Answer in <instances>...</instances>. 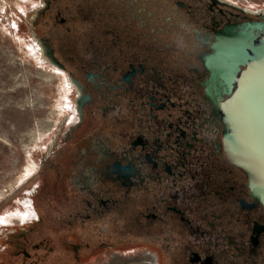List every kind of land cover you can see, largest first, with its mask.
Listing matches in <instances>:
<instances>
[{
	"label": "flooded vegetation",
	"instance_id": "obj_1",
	"mask_svg": "<svg viewBox=\"0 0 264 264\" xmlns=\"http://www.w3.org/2000/svg\"><path fill=\"white\" fill-rule=\"evenodd\" d=\"M263 12L30 0L23 27L67 81L71 119L45 141L26 218L0 228V264H264V203L226 152L231 92L215 59Z\"/></svg>",
	"mask_w": 264,
	"mask_h": 264
},
{
	"label": "rangeland",
	"instance_id": "obj_2",
	"mask_svg": "<svg viewBox=\"0 0 264 264\" xmlns=\"http://www.w3.org/2000/svg\"><path fill=\"white\" fill-rule=\"evenodd\" d=\"M231 1L264 8V0ZM29 4L0 0V228L26 218L29 181L45 141L59 137L71 119L67 81L40 57L23 27ZM140 259L122 254L107 264L154 263Z\"/></svg>",
	"mask_w": 264,
	"mask_h": 264
},
{
	"label": "water",
	"instance_id": "obj_3",
	"mask_svg": "<svg viewBox=\"0 0 264 264\" xmlns=\"http://www.w3.org/2000/svg\"><path fill=\"white\" fill-rule=\"evenodd\" d=\"M260 15L264 17V12ZM250 28L224 41L228 46H218L215 59L231 92L221 102L229 123L226 152L246 171L253 193L264 203V23L254 22ZM253 29L261 30V35ZM45 55L56 65L50 50Z\"/></svg>",
	"mask_w": 264,
	"mask_h": 264
}]
</instances>
